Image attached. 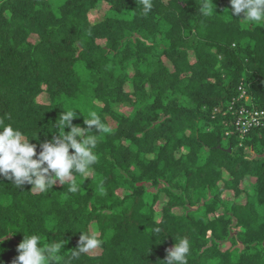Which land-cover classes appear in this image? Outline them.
<instances>
[{
    "label": "trees",
    "instance_id": "16d2710c",
    "mask_svg": "<svg viewBox=\"0 0 264 264\" xmlns=\"http://www.w3.org/2000/svg\"><path fill=\"white\" fill-rule=\"evenodd\" d=\"M204 2L151 0L145 14L140 0H0V120L37 152L62 110L110 129L76 193L0 177V264L32 233L65 241L59 264H163L180 236L188 264H264V127L239 145L225 112L240 85L264 108V23L244 25L230 0L205 15ZM92 226L103 244L73 256Z\"/></svg>",
    "mask_w": 264,
    "mask_h": 264
},
{
    "label": "clouds",
    "instance_id": "9594fccd",
    "mask_svg": "<svg viewBox=\"0 0 264 264\" xmlns=\"http://www.w3.org/2000/svg\"><path fill=\"white\" fill-rule=\"evenodd\" d=\"M140 3L145 14L151 11V0H140ZM230 5L233 15L243 14V21L249 24L264 23V0H230ZM209 11V0H205L201 12L208 15ZM83 117L86 127L73 124L77 110H62L59 121L54 123L58 131L52 134L51 139L39 143V152L38 145L25 137L21 130L0 120V177L11 181L19 189L26 184L31 185L30 191L33 193H45L53 189L57 182L60 185L68 184L71 193L79 191L76 178L79 176L86 181L92 177L95 172L93 166L98 162L96 149L100 134L110 131L97 112L90 111L87 117ZM100 192L104 194L102 187ZM8 233L12 231L9 229ZM99 235L98 231L80 232L78 247L72 255L78 256L100 247L103 240ZM5 236L0 234V244ZM64 243L61 239L50 243L38 233L23 234L22 241L16 247L18 255L13 264H59L64 256L58 253ZM3 251L0 248V254ZM190 252L189 239L180 236L161 261L163 264H188Z\"/></svg>",
    "mask_w": 264,
    "mask_h": 264
},
{
    "label": "built area",
    "instance_id": "2783aa9c",
    "mask_svg": "<svg viewBox=\"0 0 264 264\" xmlns=\"http://www.w3.org/2000/svg\"><path fill=\"white\" fill-rule=\"evenodd\" d=\"M238 90L239 94L229 101L225 112L230 113L231 123L241 140L252 129L264 127V108L253 106L251 98L246 93L243 85H240Z\"/></svg>",
    "mask_w": 264,
    "mask_h": 264
},
{
    "label": "rangeland",
    "instance_id": "374dc122",
    "mask_svg": "<svg viewBox=\"0 0 264 264\" xmlns=\"http://www.w3.org/2000/svg\"><path fill=\"white\" fill-rule=\"evenodd\" d=\"M108 11V6L107 4H102L101 6H99L97 9H94L90 12V19L92 21L94 20H98L100 18H102L105 13ZM113 14H118V13H113ZM241 17L243 18V14H241ZM243 24L246 26H250L251 24L243 21ZM95 102V101H94ZM98 105L97 102H95V106ZM115 109L125 115L128 114H133V112H135L137 109L136 107H133L131 104H127V103H119L117 106H115ZM114 123L111 122V125H113ZM247 136V135H246ZM246 136H243L242 139L239 142V145L243 144L244 139L246 138ZM246 151L248 152V147L245 146ZM92 232L93 231H97L95 227L92 226Z\"/></svg>",
    "mask_w": 264,
    "mask_h": 264
}]
</instances>
